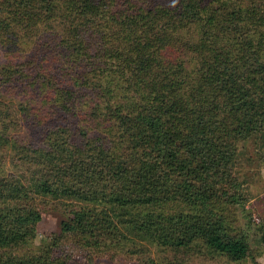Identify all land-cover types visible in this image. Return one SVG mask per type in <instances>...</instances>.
I'll list each match as a JSON object with an SVG mask.
<instances>
[{
  "label": "trees",
  "instance_id": "16d2710c",
  "mask_svg": "<svg viewBox=\"0 0 264 264\" xmlns=\"http://www.w3.org/2000/svg\"><path fill=\"white\" fill-rule=\"evenodd\" d=\"M57 23L68 36L53 59L0 67V264H80L65 236L90 252L201 241L246 258L228 206L240 142L264 131V0H0L10 51ZM16 94L25 115L49 105L52 126L25 139ZM39 198L69 217L35 249Z\"/></svg>",
  "mask_w": 264,
  "mask_h": 264
},
{
  "label": "rangeland",
  "instance_id": "374dc122",
  "mask_svg": "<svg viewBox=\"0 0 264 264\" xmlns=\"http://www.w3.org/2000/svg\"><path fill=\"white\" fill-rule=\"evenodd\" d=\"M57 25H59L57 23ZM59 34L51 36L40 35L43 40L38 42L29 41L27 43L14 45L13 51L9 50L12 45L6 44L0 39V67L8 61L20 62L27 60L36 53L53 59L54 55L58 54L56 49H63L65 44L62 39L64 30L62 26H58ZM50 46L44 41H50ZM28 41V40H26ZM45 44V45H44ZM36 51V53L34 52ZM57 53V54H56ZM51 56V57H50ZM63 59V58H61ZM47 64L46 62H44ZM67 63V62H66ZM81 67L78 71L84 72L83 64L78 61ZM55 65V64H53ZM67 68H63V77H76L75 70L66 64ZM29 96L23 94L13 97L15 119L19 120V129L23 136L31 138L43 126L46 128L52 125H47V119L55 120L53 109L41 101L32 102V105H37L41 109L37 112H27L25 115L20 110L21 103L28 99ZM89 97L84 99V103ZM83 103V104H84ZM82 104V105H83ZM82 116L80 123L86 124L90 121L89 114L86 111H81ZM41 121H36L40 120ZM13 169V168H12ZM235 174L241 183L240 202H229L228 211L230 214V232L235 235L237 232H245L249 236L250 252L246 258L242 260H232L228 255L217 252L201 241L191 247L186 248H161L158 246H149L150 249L146 253H132L126 251L110 250L106 252L88 251V247L76 245L73 239L69 236L64 238V250L66 257L71 261L88 264L92 259L95 264H264V131L249 137L247 140L240 142L239 149L235 160ZM228 203V202H227ZM38 206L43 214L42 220L37 225V237L34 240V248L40 246L43 240L48 235L57 233L60 230L61 222L69 217L68 207H64L62 201H52L50 198H39ZM228 214V215H229ZM244 229V231H243ZM91 255V257L89 256ZM154 261H149L150 259Z\"/></svg>",
  "mask_w": 264,
  "mask_h": 264
}]
</instances>
